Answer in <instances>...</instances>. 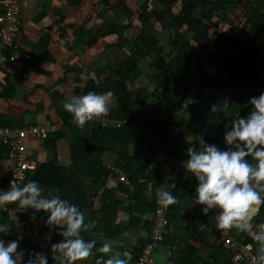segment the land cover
Masks as SVG:
<instances>
[{"label":"crops","instance_id":"0c3cea01","mask_svg":"<svg viewBox=\"0 0 264 264\" xmlns=\"http://www.w3.org/2000/svg\"><path fill=\"white\" fill-rule=\"evenodd\" d=\"M143 10L150 14L144 22L140 20ZM259 12L264 14V0H176L169 7L157 0H20L24 37L19 54L28 53L30 58L0 65V126L50 122L59 128L46 140L27 141V152L36 168L28 172L25 183L36 180L45 195L57 189L62 199L84 213L89 226L81 232L84 238L95 239L97 247L104 242H111L114 248L121 244L120 250L131 251L133 264L153 226L154 210H147L157 193L152 192L158 187L173 192L179 170L190 173L183 161L188 158V147H199L201 136L206 143L227 150L224 135L231 121L246 117L251 110L249 99L264 92V84L249 88L218 75L209 85L161 82L160 57L175 58L179 47L171 43L186 42L194 60L193 77L203 72L214 76L218 69L210 54L216 48L212 41L217 28L230 39L240 37L264 48V30L262 35L252 33V24L246 19L247 14L252 18ZM171 14L181 21L179 29L172 27ZM149 37L156 41L154 49L161 52L159 55L148 52ZM259 57L264 60V51ZM120 66L130 75L125 84L137 111L135 119L128 118L130 125L118 129L102 126L101 122L120 121L114 97L106 116L82 128L77 126L63 102L89 91L108 92L100 86L109 78L115 80L113 70ZM82 72L88 79H81ZM224 98L230 103L228 110L211 113V106ZM139 121L147 133L143 144L135 133L141 128ZM150 147L157 150L151 169L158 168L160 181L148 184L138 210L130 214L127 210L135 202L129 176L145 184L148 172L136 174L141 168L137 161ZM87 162L91 164L85 175ZM11 166L7 147L0 145V190L8 182ZM120 174L128 184L118 180ZM186 176L180 172L178 179L188 182L191 193L175 196L180 203L174 204L171 230L155 249L154 260L156 264L184 258L193 264H230L231 252L217 236L215 221L203 214L201 205L193 204L198 182ZM110 196L121 207L112 223ZM12 205L30 234L25 264L35 253L45 254L48 264H55L51 245L62 237L59 228L46 224L49 214L31 208L20 211ZM5 218L0 215V223L12 225L9 216ZM252 222L264 223V205ZM233 231L239 240L256 247L250 234ZM0 238L5 244L12 241L13 226L9 233H0ZM100 255L94 250L92 257L76 264H95Z\"/></svg>","mask_w":264,"mask_h":264},{"label":"clouds","instance_id":"9594fccd","mask_svg":"<svg viewBox=\"0 0 264 264\" xmlns=\"http://www.w3.org/2000/svg\"><path fill=\"white\" fill-rule=\"evenodd\" d=\"M81 79L88 76L81 73ZM111 91L97 94L72 96L63 102L62 107L73 117L79 127L93 119L106 116L113 103ZM251 110L246 117L237 116L231 121L230 130L225 132L227 150L215 144H208L201 136L199 147L187 148L184 168L192 173L198 184L193 204L203 205L202 212L219 209L213 217L215 228L220 231L235 229L252 236L256 249L252 264H264V223L253 224L254 217L264 205V92L249 99ZM230 107L227 98L213 104L211 113L226 112ZM251 157V161L248 159ZM174 186V185H173ZM157 203L161 206L178 204L180 201L169 190L157 188ZM16 204L20 211L29 208L36 212L48 213L46 224L59 228L62 239L51 245L52 259L55 264H76L93 256L94 250L101 255L95 264H130V250L114 248L111 242L97 247L95 239L81 235L88 230L84 213L68 200L62 199L58 190L53 188L47 195L36 180H29L22 186L11 184L7 191L0 190V207ZM12 225L0 223V233H9ZM50 238V237H49ZM251 247V245H249ZM19 240L5 244L0 238V264H19L17 257ZM21 260V259H20ZM27 264H48L43 253H35Z\"/></svg>","mask_w":264,"mask_h":264},{"label":"trees","instance_id":"16d2710c","mask_svg":"<svg viewBox=\"0 0 264 264\" xmlns=\"http://www.w3.org/2000/svg\"><path fill=\"white\" fill-rule=\"evenodd\" d=\"M176 0H157L158 3L162 5H166L169 7ZM125 14L129 17L132 16L129 10H125ZM149 13L147 10H143V15L141 17V21L144 22L149 18ZM171 18H173L172 27L174 29H179L181 25V21L174 18L171 14ZM247 22L249 21L252 24V33H257V35H262L264 30V14L259 12L258 15L254 14L251 18L248 14L246 16ZM213 43L216 45L215 50L210 54V60L216 65L218 69V74L211 75L208 73H199L194 78L193 71L195 68L193 66V57L187 52L189 44L186 42H173L171 45L173 47H179L178 55L175 58L169 57H160L162 62L157 63V67L160 68L161 71L160 77L161 82L178 80V81H186L197 83L199 85H209L215 76H225L231 82H234L240 86L251 87L252 85H262L264 84V60L259 57L260 51L263 52L264 48L260 46H255L256 44L248 42V40L241 39L240 37L233 40L224 35V33L217 28V32L214 36ZM154 45H156V41L152 38H148V42L146 43L147 50L152 51L155 54H160V51L154 49ZM159 50V49H158ZM167 59V60H166ZM113 79H107L104 84L100 86V89L103 91H111L114 93V97L117 100V118L119 120L127 117L130 120L135 119L137 111H135V106L132 102V94L126 88V82L130 78L129 72L125 70V68L118 67L113 70ZM158 77V78H160ZM142 122L139 121L138 125L141 126ZM5 126V125H1ZM103 129V128H102ZM102 132L101 130H99ZM136 135L139 137V142L143 144L147 139V133L141 128L135 130ZM157 154V150L153 149V147L148 148L143 152V155L138 159L137 163L141 167L136 174H143L144 172H148V179L144 183H138L136 180L132 178V175L129 176V181L133 185L134 193L131 197L132 201L135 202V206L131 208V210H127L130 212H135L138 210L139 204L141 203L142 195L145 191H147L148 184L152 183L154 180H159V170H152L151 166L155 164V157ZM87 171L85 170V175H88L89 171V162L86 163ZM183 172V174L187 175L186 178L188 180H196V178L192 175V173H186L184 169L179 170V173ZM179 173L177 175V180L175 183V189L172 193L174 196H179V194L183 193L184 196L188 193H191L189 189H187L188 182L182 183L179 177ZM90 174V173H89ZM183 177V176H182ZM139 178V176H136ZM187 185V186H186ZM157 190H154L152 193L154 194ZM193 192V191H192ZM112 192L106 191V194H110ZM105 194V195H106ZM111 195V194H110ZM155 196V195H154ZM110 205L108 207H112L111 214V223L114 220V213H116L119 209H121L120 204L113 200L112 196H110ZM152 207V208H151ZM176 206L170 205L169 210L171 211V215L169 216L170 225L172 226L173 212ZM149 209H155V201L152 199L151 205L148 207ZM107 208L105 209V212ZM154 213V211H153ZM1 217L5 220L6 214L0 212ZM171 226L169 228V232L171 230ZM168 232V234H169ZM168 234L165 235V240ZM147 242V241H146ZM165 242V241H164ZM163 242V243H164ZM224 244V243H223ZM28 242L25 245L26 255L28 257ZM176 264H193L189 262L186 258L183 259H175L173 260ZM230 264H232V259L230 255Z\"/></svg>","mask_w":264,"mask_h":264},{"label":"built area","instance_id":"2783aa9c","mask_svg":"<svg viewBox=\"0 0 264 264\" xmlns=\"http://www.w3.org/2000/svg\"><path fill=\"white\" fill-rule=\"evenodd\" d=\"M0 9V65L5 62L16 64L19 60L29 59L30 55L28 53L19 54L21 40L24 37L20 25V0H1ZM101 124L104 127L118 129L130 125V121L128 118H123L113 124L105 122H101ZM58 131V125L50 122L24 127L0 126V145L7 147V155L12 161L8 182L1 190H9L11 184L22 186L27 179L28 172L36 168L27 152V141L46 140L57 134ZM118 180L128 184L126 177L122 174L119 175ZM154 201V221L151 233L133 264H156L154 251L165 241V235L169 232L171 226L169 206L165 207L157 203V193L154 196ZM203 207L201 205V208ZM0 212L5 213L12 221L13 240H19L18 252L22 253V257H17V260L19 264H25L27 259L25 245L30 238L25 221L15 214L12 204L0 207ZM218 213L219 209H213L210 210L207 216L213 219ZM216 234L230 250L232 264H252V257L255 255L256 249L252 243L239 240L233 230L220 231L216 229ZM167 264L176 263L169 261Z\"/></svg>","mask_w":264,"mask_h":264}]
</instances>
